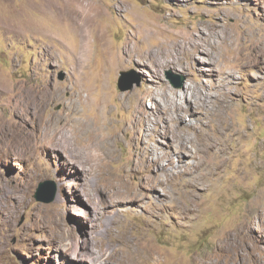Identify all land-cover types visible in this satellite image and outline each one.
I'll return each mask as SVG.
<instances>
[{
	"label": "rangeland",
	"instance_id": "rangeland-1",
	"mask_svg": "<svg viewBox=\"0 0 264 264\" xmlns=\"http://www.w3.org/2000/svg\"><path fill=\"white\" fill-rule=\"evenodd\" d=\"M86 14L97 37L78 71L66 23ZM185 34L205 53L182 52ZM254 40L264 41V0H0V118L34 147L14 154L0 140V264H205L227 239L243 264H264V56ZM112 58L123 64L106 79L104 119L90 122L95 110L76 87ZM168 71L185 86L173 88ZM120 72L139 85L121 91ZM30 87L59 100L34 116L14 105ZM72 105L81 126L62 132L77 154L40 148L41 120ZM95 143L105 155L84 173L73 155ZM41 182L43 198L56 191L50 203L37 198Z\"/></svg>",
	"mask_w": 264,
	"mask_h": 264
},
{
	"label": "bare ground",
	"instance_id": "bare-ground-1",
	"mask_svg": "<svg viewBox=\"0 0 264 264\" xmlns=\"http://www.w3.org/2000/svg\"><path fill=\"white\" fill-rule=\"evenodd\" d=\"M55 19H56V21H58L60 19V15H57ZM66 28L69 30V32H71L75 36V38H76V35H77V48L78 49H77V52H75L76 55L74 56V59L73 60H75V62H74L75 69L78 70V71H80L83 67H85V64H86V56L89 53L90 44H91L92 41L94 42L95 39H96V37H97V34H96L97 33L96 32L97 30L95 31V28L96 27H94V18H93L92 15L86 14V15L83 16V18H81L80 21H75V19H71V22L66 23ZM101 35L102 34L99 33L98 34V37L101 40H103ZM191 37L194 38L195 41H192ZM183 38H185V39L184 40L182 39L183 41H181V45L182 46L180 47V49L185 54L188 53L189 54V57H192L191 51H190V47L195 48L198 51L199 54L205 53V50H204L203 45H201L198 42L199 39L194 34L188 35V36H187V34H185V36ZM251 49H253L255 51V54H256L257 57H259V58L263 57L264 56V41H260V40L255 41L254 40V42L252 43V48ZM74 51H75V49H74ZM127 53H126V57H127V60H128L127 62L133 63V57H134L133 56V50H129L128 49V52ZM110 61L108 63L107 62L104 63V65H105L104 68L101 69V71L98 72V74L95 77L92 78L93 79L92 81H90V80H85L84 81L82 79L87 84L82 85V84L79 83L80 85L76 87L77 88V92H78V94H77L78 96L77 97H78L79 102L81 104H84V105L85 104H90V108H94V110H95L94 111L92 109L95 112L96 115L94 116L93 121H90V122H97L98 121V117H100V119H102V120L104 119L103 113H105V111H106L107 102H108V99L110 97L109 92L105 89L106 79L109 76V74L114 73L115 69L118 68V66L120 64H123L117 58L116 59H113L112 58V61L111 62ZM124 62H125V60H124ZM95 82H98L99 83V86L98 87L93 85ZM28 87H29V85H28ZM10 89H12V88H10ZM95 89L99 91L98 92V98H95V97L92 98V97H90V95L92 93L93 94L95 93ZM83 91H85L86 92V95H87L85 98L83 96H81V93ZM5 95H6V93H5ZM10 95H13V94L10 93ZM55 100H59V95H58V93L56 91H53L52 92V90H50V89L39 91V89L38 90H35L33 87H30V88H27V89L21 88V89H19L18 94L16 95V102L14 103V105L16 103L19 104V105H22L29 112H31L32 114H34V116H36L38 114V112L42 108H44L45 106H47L46 102L47 103H50V102L55 101ZM4 101H5V99H4ZM14 108H16V107H14ZM22 109L24 110V108H22ZM77 113H78L77 107L75 105H72L71 107H69V109L67 108L66 115L63 118L60 117V116H53L52 115V116L45 117V119H42L41 120V123H43V124L41 126H43L44 127V130H45L44 135L42 136V138H43L42 139V142L44 141V144L45 145H42L40 148H43L44 146L47 145L48 147L49 146L52 147L53 150L56 149L58 151L60 150V151H64V152H70L72 150V151L75 152V150H73L71 148L70 138L68 136L64 135V133L62 131H63V128L66 125H69L70 123H71L70 124L71 127H73V126H76L77 127V125H80V123H78L79 121L78 122L77 121H72V119H71V118L76 117L77 116ZM84 126L89 131L92 132L90 135H92V137L95 138V134H94L93 128L91 127V123H86V124H84ZM166 132H167V130H166ZM103 135H105V138H106V143L105 144H107V137L108 136L106 137V135H107L106 133H103ZM114 137H116V136H114ZM1 139L7 140V142L9 143V145H6L5 146V149H4L7 152L9 151V152H12V153L16 154V153L21 152V150H23V149H25V150L27 149V152L30 149H32V151L34 149V147L33 148L30 147V149H29L30 143H32V141H33V138L31 136V134H26V133H23L21 131H18L16 129L15 125L11 124V122L9 123L7 121H4L2 118H0V140ZM98 143H100V141H98ZM102 143H104V142H102ZM1 144H3V143H1ZM99 145L100 144H96V146H93L91 144L90 147L92 149H95L94 152H89L87 155H81L80 154L81 157L86 156V159L84 158L83 159L84 160L83 162H81V160H80L81 157L80 156H77L76 155L77 153L75 152L76 154H74L73 156H74V158H75L76 161L75 162H72V165L73 166H76L77 169L83 171L84 170L83 168H85L83 166L84 163H85V161L88 160L89 162L90 161H95V162L97 161L98 162V159L99 158L101 159V157L103 155H105V154H103L104 153L103 149L100 150V147L101 146H99ZM204 146H205L204 149H206V150H213V149H215L217 147V142L214 141L213 139H210L208 136H206L205 137V145ZM106 147L108 148V145ZM182 149L185 151V147L182 146ZM109 153H110V151H109ZM94 166L97 167L98 166V163L97 164L95 163ZM86 169H87V167H86ZM83 172H82V174H83ZM109 181H108V183H109ZM88 198H89V196H88ZM229 238H230V236H229ZM216 247L218 248V250H221V251L225 252V254H226V260L224 258H222L221 254L219 253V251L216 248V251L213 252V253H211L210 256H208V260H206L205 264H230L231 263L230 261H233V259H235V262L233 261L232 264H243L242 261L245 258L240 257V256L241 255H244L245 253L244 252H243L244 254L242 253V249H239V247L237 246L236 241H234V240L233 241H228V239H227V241H224V243H222V244H220L219 246H216ZM115 256L117 257V255H115ZM93 258H95V257H93ZM93 258L91 259V261L93 263L96 262V261H98V259L93 260ZM97 263H99V262H97ZM102 263L103 264H106L104 262H102ZM107 263H108V261H107Z\"/></svg>",
	"mask_w": 264,
	"mask_h": 264
},
{
	"label": "water",
	"instance_id": "water-1",
	"mask_svg": "<svg viewBox=\"0 0 264 264\" xmlns=\"http://www.w3.org/2000/svg\"><path fill=\"white\" fill-rule=\"evenodd\" d=\"M165 78L169 82V84L175 89L183 88L185 86V84H186V77L185 76L173 74L171 71H168L165 74ZM139 83H140L139 80L130 79L128 77V73H126V72H120L119 73L118 88L121 91L131 90L134 85H139ZM49 184L50 183H48V182H41L38 185L37 198L42 199L46 203L47 202H49V203L52 202L54 197H55V195H56L55 189L52 188V189H48V193H47L46 196H44V198L42 197L43 192L45 191V189H47Z\"/></svg>",
	"mask_w": 264,
	"mask_h": 264
}]
</instances>
